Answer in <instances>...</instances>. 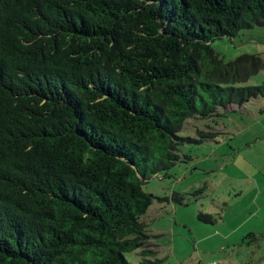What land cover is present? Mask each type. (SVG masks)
Segmentation results:
<instances>
[{"label": "trees", "instance_id": "obj_1", "mask_svg": "<svg viewBox=\"0 0 264 264\" xmlns=\"http://www.w3.org/2000/svg\"><path fill=\"white\" fill-rule=\"evenodd\" d=\"M254 27L264 0H0V264H163L144 185L264 99L212 48Z\"/></svg>", "mask_w": 264, "mask_h": 264}, {"label": "rangeland", "instance_id": "obj_2", "mask_svg": "<svg viewBox=\"0 0 264 264\" xmlns=\"http://www.w3.org/2000/svg\"><path fill=\"white\" fill-rule=\"evenodd\" d=\"M212 48L226 62L243 55L256 57L263 68L239 86L264 85V27L243 31L232 40L215 41ZM229 110L216 128L220 133L216 140L184 146V152L191 151L190 162L177 164L167 172L168 177L160 174L144 185V191L155 199L143 222L153 236L155 257L163 264H259L264 259V238L252 241L245 238L247 232L238 240L224 242L216 234L217 228L229 231L231 224L249 217V208L255 210L250 207L254 205L253 187L248 179L264 173V99ZM192 125L193 121L187 123L191 131L183 130L181 135L195 137L196 129L204 131L213 123ZM173 193L184 196V204L173 202ZM198 213L215 219L221 214L225 225L205 224ZM125 257L130 264L140 260L138 253Z\"/></svg>", "mask_w": 264, "mask_h": 264}, {"label": "crops", "instance_id": "obj_3", "mask_svg": "<svg viewBox=\"0 0 264 264\" xmlns=\"http://www.w3.org/2000/svg\"><path fill=\"white\" fill-rule=\"evenodd\" d=\"M264 169V162H262V167ZM248 184L253 187V195L251 199L253 200V206H250L251 208H254V211H250L251 214L249 217L242 220L239 224H231L229 231L226 230V228H217L216 234L221 236V240L224 242H228L232 239L238 240V238H242L244 234L247 232H250L249 234H255L258 239L264 238V227L262 226L264 224V173L260 172L259 177H250L248 179ZM259 198H261L259 200ZM261 215V217H260ZM216 225L217 224H223L225 225V220L223 215H218ZM253 217L256 219L255 222L250 226L249 223L252 222ZM259 223V224H258ZM227 225V224H226ZM243 227V228H242ZM213 236V235H212ZM261 236V237H260ZM245 239V238H244ZM262 264L264 263V259L262 261H259Z\"/></svg>", "mask_w": 264, "mask_h": 264}]
</instances>
